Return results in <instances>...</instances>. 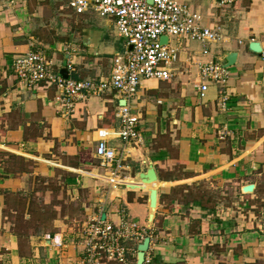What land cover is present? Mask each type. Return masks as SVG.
Listing matches in <instances>:
<instances>
[{
  "label": "crops",
  "instance_id": "0c3cea01",
  "mask_svg": "<svg viewBox=\"0 0 264 264\" xmlns=\"http://www.w3.org/2000/svg\"><path fill=\"white\" fill-rule=\"evenodd\" d=\"M51 1L17 0L13 13H0V264H78V229L97 216L142 230L128 243L134 264L145 237L142 264H264V0H181L218 37L181 38L172 76L140 81L128 103L137 145L117 136L119 93L86 97L66 114L55 87L28 88L13 76L12 58L39 49L55 75L106 79L127 49L110 19L60 11ZM207 62L227 77L200 97L198 66ZM98 130L119 160L113 182L95 156ZM150 168L157 179L151 223L138 177ZM248 185L252 192L243 193Z\"/></svg>",
  "mask_w": 264,
  "mask_h": 264
},
{
  "label": "built area",
  "instance_id": "2783aa9c",
  "mask_svg": "<svg viewBox=\"0 0 264 264\" xmlns=\"http://www.w3.org/2000/svg\"><path fill=\"white\" fill-rule=\"evenodd\" d=\"M59 10H69L80 16L86 12L97 14L113 22L117 35L126 44V50L113 59V67L106 79L75 81L52 73L51 63L39 49L14 56L10 69L16 80L28 88L55 87L59 91L56 101L64 113L74 111L78 101L89 96H100L113 90L122 96L124 105L119 109L118 138L125 144H139L136 131L137 117L130 112L128 103L134 98L141 80H168L171 68L178 60L179 40L188 38L201 44L218 37L214 29L203 28L200 16L181 0H52ZM236 0H219L221 6H231ZM17 0H0V13L15 11ZM165 37L166 42L161 39ZM208 52L205 49L203 54ZM200 82L198 95L203 96L208 83L223 84L227 73L218 63L207 62L198 66ZM95 156L102 167L110 170L113 182L120 168L115 151L106 144V132L98 130ZM123 218V217H122ZM142 230L134 222L123 218L117 226L100 217L83 223L77 234L81 260L78 264H134L129 260L128 243L142 239ZM54 246H60L57 237L46 236ZM145 261V259L143 260ZM148 263V260L145 261Z\"/></svg>",
  "mask_w": 264,
  "mask_h": 264
},
{
  "label": "water",
  "instance_id": "95a60500",
  "mask_svg": "<svg viewBox=\"0 0 264 264\" xmlns=\"http://www.w3.org/2000/svg\"><path fill=\"white\" fill-rule=\"evenodd\" d=\"M161 41L163 43L166 42V38L163 37L161 39ZM249 50L259 54L260 53V48L259 45L257 43H252L249 45ZM235 59V54H228V56L226 57V61H227V65L226 67L230 66L233 64V61ZM60 75L61 77H63V79H66V72L65 70H61L60 71ZM139 179L141 180V185L139 187H142V189H146L148 192V205H149V223L152 222L153 219V215L156 209V201H157V190H156V175L155 172L152 168L148 169L147 172L145 173H141L139 174ZM134 187H138V186H132ZM254 186L253 185H248L245 186L243 188V193H251L253 190ZM148 245H149V238L145 237L142 242L137 246V264H142L143 260H144V256L145 253L147 252L148 249Z\"/></svg>",
  "mask_w": 264,
  "mask_h": 264
},
{
  "label": "rangeland",
  "instance_id": "374dc122",
  "mask_svg": "<svg viewBox=\"0 0 264 264\" xmlns=\"http://www.w3.org/2000/svg\"><path fill=\"white\" fill-rule=\"evenodd\" d=\"M50 1H51V0H50ZM51 2H52V1H51ZM62 13H65V11L62 12ZM66 13H67V12H66ZM258 183H259V195H260L262 198H264V175L259 179ZM263 200H264V199H263ZM255 203L257 204V206H258V205H261L260 200L257 201V202H255Z\"/></svg>",
  "mask_w": 264,
  "mask_h": 264
}]
</instances>
